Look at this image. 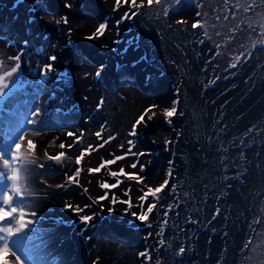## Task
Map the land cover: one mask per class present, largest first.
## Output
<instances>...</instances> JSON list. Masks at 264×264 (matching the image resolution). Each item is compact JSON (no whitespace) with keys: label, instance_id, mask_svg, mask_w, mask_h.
<instances>
[{"label":"rangeland","instance_id":"rangeland-1","mask_svg":"<svg viewBox=\"0 0 264 264\" xmlns=\"http://www.w3.org/2000/svg\"><path fill=\"white\" fill-rule=\"evenodd\" d=\"M227 3L225 8L224 0H203L199 10L204 14L201 19L206 21L208 36L201 29H192L197 12L194 0H188L176 12L170 8L167 17L163 13L164 0L161 5L153 4L151 9L144 3L132 22L145 53L132 65L117 64L113 75L105 69L111 66L109 55L93 53L94 48L90 52L87 50L90 44L64 49V60L69 65L76 56L90 63L94 60L97 68L104 65V74L98 78L99 87L103 90L108 87L110 94H117V89L113 83L108 86L109 81L132 84L140 78L146 88L157 86L160 91L166 85L169 97L179 99L171 125L161 116L139 131V146L149 159H153L155 151L152 136L157 134L161 138L169 132L176 136L167 147V167L171 160L173 179L163 193L162 213L158 214V217L164 214L161 222L154 228L152 225L129 228L118 223L103 226L106 240L122 243L133 240L131 243L142 244V239L150 234L146 264H264V35H261L264 0H227ZM237 3L244 6L254 3L257 7L245 13L242 7L236 11ZM45 5L43 11L50 13H54L50 9L60 7L58 0H46ZM217 15L220 20L215 19ZM225 15L227 20L223 19ZM178 19L187 23L177 24ZM13 34L18 42L10 45L17 52L24 50L23 60L31 45L28 43L24 48L26 38L22 39L18 31ZM8 36L4 23H0V39L9 42ZM217 44L219 56H215ZM59 51L54 47L46 58ZM237 55L241 56L237 67L230 68ZM61 83V93L68 97L76 93L74 79L64 78ZM145 91L143 94L154 95V91ZM80 113V117L84 116L83 111ZM9 117L10 113H4V120ZM21 119V115H14L12 131L25 126V122L19 123ZM218 121L219 130L223 132L227 127L225 135L216 143L207 142ZM226 125L233 129L229 131ZM157 168L158 164L154 170ZM173 185L176 191L170 193ZM169 206L171 211L165 225ZM217 208L219 215L213 219ZM160 240L164 241L162 245ZM181 247L185 249L183 254H179Z\"/></svg>","mask_w":264,"mask_h":264},{"label":"bare ground","instance_id":"bare-ground-1","mask_svg":"<svg viewBox=\"0 0 264 264\" xmlns=\"http://www.w3.org/2000/svg\"><path fill=\"white\" fill-rule=\"evenodd\" d=\"M45 1L43 0V4L36 8L35 0H0V23H4L8 37L11 38L9 42L0 39V59L5 62V70L15 64L14 60L8 58L15 57L22 50L19 49L17 52V48L10 45L11 42L17 41L13 32L18 31L22 39L26 38V41L31 45L26 57L24 54L27 60L23 57L20 72L12 79L4 98L0 99V121H2L0 124V152L4 154L5 158H8L20 135L28 132L21 149V155L26 159L36 160L35 164L27 165L29 168L25 185L27 201L18 200L17 203L28 204L29 210H34L37 213L35 217L37 222L29 229L30 232L38 233L37 248L34 250L27 248L23 243L17 244L18 238H14L10 246L25 259L26 264H146L144 259L148 256L150 235L142 239V244L131 243L133 240H130L129 243L112 239L106 240L103 236V226L107 223H118L129 228L132 226L145 227V224L140 221L131 219L132 213L140 211L136 205L137 197L142 194L139 191L142 185L135 181H129L126 177H120L119 179L124 182L119 188L111 189L109 197L111 198L114 193L118 200H127L128 197L123 194V190L130 187L133 207L128 210L127 215H121L128 206L118 202L114 206L115 210L109 212L108 208L111 207L109 201H102L99 204L94 201L105 192L99 187V182L106 181L112 184L116 183V180L108 174V168H103L100 172L92 174L88 173V168L98 167L103 161L123 155L127 151L129 139H136L133 151L144 153V150L139 146L140 136L137 138L128 136L133 123L146 108L153 104L158 107L154 109L157 114L152 120L163 116L162 109L172 107L173 100L169 97L166 85L165 89L167 90L160 89L158 91L157 86L146 88L145 82L140 78L137 80L138 83L132 84L120 83L116 79L109 81L108 86L113 83L117 89V94H110L108 87L105 90L99 87V80L95 77L99 68L95 63H92L94 60L90 63L80 60L76 56L74 63L70 65L67 64L68 61L64 60V54L66 55L64 49L69 39L73 49L77 47L75 44L82 46L90 44L91 48L86 47L87 50L90 51L94 48L93 53L108 54L111 66L105 67V69L112 75L117 64L132 65L139 60L145 52L142 48L143 42L141 43L138 36V29L135 28L132 19L119 25V37H117L115 21L124 12L129 11V5L122 4L118 11H113L116 0H58L60 7L50 9L54 11V13H50L47 12L48 10L43 11L47 7ZM146 2L147 0H143V3ZM65 3H72L73 7L69 10L64 7ZM137 3H141V0H137ZM132 11L136 10L132 9ZM65 15L70 23L64 25L61 22L57 28L55 19ZM105 21H107V28L103 37L96 40L84 38L91 35L99 24ZM68 28L73 29L71 37L66 35ZM46 33L48 34L47 39H45ZM28 36L29 38H27ZM116 39L121 42L114 44L113 41ZM129 41L133 42L129 44ZM54 47L60 51L55 55L57 60L53 71L49 73V79L45 80L40 77L37 65L43 66L49 62V56L46 58V54L51 52ZM85 72L89 73L87 78H85ZM102 74H104V69L101 71ZM64 77L74 79L77 84L76 93L71 97L59 91ZM145 90L154 91V95L143 94ZM22 94L26 95V98ZM101 98H103L104 104L100 113V110H97V104ZM36 107H41V113L36 117L38 119L36 125H29L27 121ZM82 111L84 116L80 117L79 114ZM20 112L22 113L20 114ZM4 113H10L13 120L15 114L16 117L17 114L21 115L22 119L19 123L21 124L23 121L25 126L21 125L18 131H12L9 120H4ZM237 114L240 115L239 111ZM78 118L79 121H77ZM145 120H148L147 116ZM152 120L148 121V124ZM73 121H76V124H72ZM101 125L104 126V139L109 136H114L115 139L96 150V146L103 143L95 135ZM34 128L43 130L33 134ZM142 128L143 125L138 131H141ZM226 128L222 132L221 129L219 130V121L216 122V129L211 137L213 140L210 138L209 141L208 139L206 141L216 143L219 138L225 135ZM228 128L229 131L233 129L231 126ZM67 131H72L77 135L83 132L84 139L80 144L69 149L67 145L72 143L74 137H68ZM152 137L155 139L154 156L153 159H149L148 155L139 157L140 163L150 161L147 170L141 175L146 177L145 183L149 186H158L166 178L169 179L168 186H170L173 174L171 177L167 176L168 151L165 149L173 144L174 138H176L175 133L169 132L161 138L157 134ZM205 137L207 136L205 135ZM28 139H31L35 144V148L31 151L27 148ZM166 140L172 141V143L166 146ZM60 143H65L66 147L60 149L58 147ZM121 144L125 146L123 150L119 147ZM88 145L93 146L92 153L85 155L79 165L76 164L75 161L81 155L82 147ZM148 147L152 148L149 145ZM45 152L52 156L64 153V158L61 163L49 161ZM134 159L136 158L130 156L126 160L117 161L110 168L118 170L123 166L126 172H139V166L137 169L129 167ZM41 163L44 165L43 168L39 166ZM157 164L158 168L154 170ZM0 167H2V162H0ZM78 168L81 169V176L77 178L78 184L70 183L68 177L73 176ZM57 185H64V187H57ZM8 186L7 173L3 168H0V193L5 191ZM85 188H87V192L84 191ZM167 188L160 194L161 199L157 209L149 216L148 223L153 228L156 223L161 222V218L164 216L161 214L158 217V214L162 213L163 193ZM151 201L152 198L149 197V203ZM66 205L80 206L81 208L90 205L79 215L95 213L96 216L89 226H85L79 222L73 211L67 210ZM102 207L103 211H101ZM85 228L86 230L82 231ZM148 232L152 231L148 229Z\"/></svg>","mask_w":264,"mask_h":264},{"label":"snow or ice","instance_id":"snow-or-ice-1","mask_svg":"<svg viewBox=\"0 0 264 264\" xmlns=\"http://www.w3.org/2000/svg\"><path fill=\"white\" fill-rule=\"evenodd\" d=\"M225 2V8L228 7L227 0H224ZM165 7H163V13L164 16L167 17L169 14V10L173 12H176L180 10L182 7H184L188 0H164ZM195 6L197 8L196 12V19L192 23V29H201L202 34L204 36H208L207 30L204 27L206 21L201 19L202 15H204L199 8L202 7L203 0H200V3L197 4L196 0H194ZM43 4V0H35L34 5L36 8H39ZM122 4L129 5V11L124 12L121 17L115 21L116 28H117V37H119V25L123 23L126 20L132 19L137 15L139 9L144 8L143 0H141V3H137V0H116L113 11H118ZM161 5V0H147V6L149 9L152 8V5ZM64 7L67 9H71L73 7L72 3H65ZM83 7V5H81ZM243 8V11L245 13L251 11L253 8L257 7L254 3H248L246 6L240 5L237 3L236 5V11H239L240 8ZM132 9H135L136 11H132ZM233 19H235V14H233ZM216 20H220L221 17L217 15L215 17ZM223 19L227 20L228 16L225 15ZM63 22L64 25H68L70 23L68 17L61 16L59 19H55V25L57 28H59V25ZM177 24H186L187 21L184 19H178L176 21ZM249 28H252V24H248ZM107 28V21L104 23H100L99 26L96 28V30L91 34L87 35L84 38L86 40H96L104 36L105 31ZM237 28H239V25H237ZM237 29L234 28L233 32H235ZM72 28H68L66 35L68 37H71L72 35ZM261 35H264V31L261 32ZM48 38V34H45V39ZM210 39V37H209ZM121 41L119 39H116L113 41L114 44H118ZM133 41H129V44H131ZM201 43H204L203 40H201ZM28 42L24 41L25 47H27ZM66 47L71 46V40L69 39ZM105 47H107L105 45ZM219 45H215L216 51L215 56H219ZM23 55V50H21L15 57H9V60H14L15 64L14 66L7 68L5 70V62L3 59H0V99L4 98L6 91L9 89L10 84L12 82V79L18 75L21 69V56ZM241 59L240 55H237L233 58L232 62L230 63V68H236L237 64L239 63ZM57 60V57L55 55H51L48 57V63L44 64L43 66L37 65L39 68V75L40 77H43L45 80L49 79V73H51L54 69L55 62ZM104 65H100L99 69L95 73V77L99 78L101 75V71L103 70ZM227 70V69H226ZM85 78L89 75V73H84ZM59 76V73H58ZM65 78V77H64ZM58 82V81H57ZM215 81H213L214 83ZM87 99V97H85ZM103 98L100 99V102L97 104V110L101 109L103 106ZM179 104V99H175L172 101V107L170 108H164L162 109V114L166 118L165 123L171 125L172 120L171 118L175 117L177 115V107L176 105ZM158 105H150L148 108L144 110V112L138 117V119L133 123L131 130L128 133L129 137L137 138L139 136L138 129L143 125V127H148V121L152 120L153 117L156 116V112L154 111L155 108H157ZM41 113V107H36L34 111L31 112L30 118L28 119L29 125H36L37 120L36 117H38ZM151 113V115H149ZM180 115H183V113H180ZM148 117V120H145V117ZM10 126L13 121V118L9 117ZM0 124H2V121H0ZM103 129L104 126L101 125L100 128L96 131L95 135L97 138L101 139L103 143L96 146V150H99V148L104 147L105 144L110 143L113 139H115L114 136H109L107 139H104L103 137ZM43 129H33V134H37L39 131H42ZM251 131V129L249 130ZM28 132L23 133L20 135L18 141L13 145L11 154L8 158H5L4 154L0 152V162H2V167L6 173H7V180L9 181V186L5 191L0 193V264H26L25 259L21 257L20 254L17 253L11 247V243L13 242L14 238H18L16 240L17 244L23 243L27 248L36 249L37 243H38V233L36 232H30V226H33L36 224L35 217L37 216V213L34 210H29L28 204H18L17 201H27L26 199V192H25V185L27 182V177L29 173V168L27 165L29 164H35L36 160H29L26 159L21 155V149L24 145L25 138L27 136ZM68 137H74L72 143L68 144L67 147L69 149L74 148L77 144H80V142L84 139V133L81 132L79 135L72 131H67ZM155 143V141H153ZM172 143V141H165V145ZM128 148L127 151L123 153V155L120 156H114L113 159H109L106 161H103L98 167L95 168H88V173H98L103 168H108V174L116 180V183H108L106 181L99 182V187L104 189L105 192L103 195L97 197V199L94 201V203H101L102 201H109V204L111 207L108 208L109 212H112L115 210L114 206L116 203L126 204L128 207L125 209L121 215H127L128 210H130L133 207L132 204V198H131V192L132 189L130 187L125 188L123 190V194L128 197L127 200H118L117 196L113 193L111 195V198L109 197V191L111 189L119 188L120 185L124 182L123 180L119 179L120 177H126L129 181H135L136 183L142 185L141 189L139 191L142 193L137 197V207H139L140 211L138 213H132L131 219L132 221H140L141 223L145 224L147 227H151V224L148 223L150 214L153 213L155 209L158 207L159 200L161 199V193L165 190V188L169 185V179H165L162 183H160L158 186L152 187L145 183L146 177H143L141 173L145 172L148 168V165L150 164V161L147 163H140L139 157L146 155V153L143 152H136L133 151L135 145H136V139H129L127 141ZM60 149H64L66 147L65 143H60L58 145ZM120 149H124V145L121 144ZM27 148L29 151L33 150L35 148V144L32 142L31 139L27 140ZM167 150V147L166 149ZM93 151V146L88 145L86 147H82L81 149V155L76 159L75 163L80 164L84 160L85 155L91 154ZM34 155V153H33ZM45 156L47 157V160L54 161L56 163H61L64 158V153L57 154L55 156L48 155L47 152H45ZM135 157L130 164L129 167L131 169H137L139 166V172H126L124 167L121 166L118 170H111L110 166L115 164L117 161L120 160H126L129 157ZM171 164L172 161H169V168L167 169V176H172L171 171ZM41 168L44 167V165L41 163L39 165ZM81 176V169H77L73 176L68 177V181L70 183H77V178ZM57 187H64V185H57ZM146 189V190H145ZM85 192H87V188L84 189ZM176 191L175 185H173L170 189V193H174ZM149 197L152 198L151 203H149ZM147 205V207H145ZM90 205H85L83 208L80 206L73 207L72 205H66L67 210H71L76 214V216L79 219V222L84 224L85 226H89L91 222L94 220L96 214L93 213L91 215H83L80 216L79 214L81 212H84ZM101 211H103V207L101 208ZM168 211H171V206L168 207V209L165 211V219L164 224H167V215ZM219 208L216 209L215 213L213 214V219L217 215H219ZM258 222V221H257ZM85 229H82V231H85ZM163 229H161V232ZM150 235V234H149ZM226 235V233H225ZM251 241H249L250 243ZM164 243L163 240H160V244L162 245ZM248 245L246 244L245 247ZM185 249L181 247L179 249V254H183ZM146 254V253H144ZM143 255V254H142Z\"/></svg>","mask_w":264,"mask_h":264}]
</instances>
